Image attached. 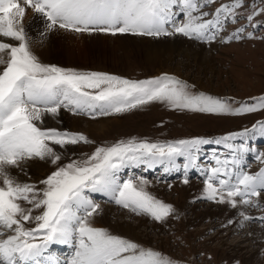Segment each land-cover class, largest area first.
<instances>
[{"label":"snow or ice","instance_id":"obj_1","mask_svg":"<svg viewBox=\"0 0 264 264\" xmlns=\"http://www.w3.org/2000/svg\"><path fill=\"white\" fill-rule=\"evenodd\" d=\"M210 3L212 0H0V38L16 42L0 39V264H59L50 255L45 260L53 245L73 249L65 264H178L158 251L93 226L92 218L100 214V205L86 192L103 194L136 215L163 222L174 211L173 206L147 190L148 180H121L119 173L143 165L148 169L161 166L170 174L180 171L177 158L183 157V183H187L188 170L198 167L201 146L213 141L200 137L168 142L121 139L96 147L86 158L58 166L40 181L43 187L38 188L20 182L9 168L36 159L57 165L62 156L56 146L66 149L69 145L92 143L81 132L42 127L47 115L56 116L63 108L95 119L153 103L171 110L212 115L239 116L264 110V95L233 107L228 98L196 91L172 74L132 80L41 63L31 50L22 23L26 10L32 9L46 20L47 32L159 37L173 34L168 31L171 25L176 34L210 42L227 20L235 22L244 0L222 4L212 19H204L208 13L201 9ZM176 6L185 18L183 23H176ZM262 13L264 8L253 9L247 19L251 21ZM241 32L243 27L224 42L239 40ZM248 36L251 38L252 33ZM250 132L264 136V121L214 141L231 150V159L214 157L215 166L204 173L200 199L232 208L261 206L252 198H259L264 191V168L255 174L242 168L244 155L256 149L246 140L237 145L229 143ZM36 212L39 214L34 215ZM240 215L244 221L264 220L243 212ZM32 222L34 227H26Z\"/></svg>","mask_w":264,"mask_h":264},{"label":"rangeland","instance_id":"obj_2","mask_svg":"<svg viewBox=\"0 0 264 264\" xmlns=\"http://www.w3.org/2000/svg\"><path fill=\"white\" fill-rule=\"evenodd\" d=\"M229 3L231 0H212V3L203 7L201 11L210 14L207 11L209 10L208 7L215 10L220 5ZM261 8H264V0H244L243 6L237 9L238 15L235 22L231 19L227 20L223 24L220 34L210 42L190 39L182 34L174 33V30H168L173 33L171 35L159 37L140 36L131 33L115 36L105 33V35L82 33L83 36L60 32L54 40V51H56L54 54L58 56L41 58L33 49L31 50L44 64L79 71L106 72L132 80H142L163 74L161 72L156 73V69L162 66L164 62L169 67H178L181 72L179 75L173 72L164 73L175 75L186 81L189 85L194 86L196 91L215 97L228 98L233 107H238L242 101L252 102L251 98L264 95V13L253 16L251 21L247 19L253 9L259 10ZM174 13L175 16L180 13L178 6L174 7ZM181 19L180 23H183L185 18ZM241 27H243V32L239 33L241 36L239 40L233 38L224 42L225 38L231 36V33L236 32ZM249 32L252 33L251 38L248 36ZM128 35L134 36V39H130L134 43L131 45L132 49L123 51L118 46V38ZM58 37L62 40H58ZM174 37L191 41L190 48L185 46L183 49L175 50L168 60L161 57L160 59L151 58L147 54L156 40H168ZM10 41L7 38L5 40L8 43H11ZM62 110L63 108L60 109L61 113ZM66 111L72 114L69 110ZM76 116L90 118L87 115ZM117 116L120 118L121 124L104 132L87 134L84 130L87 124L83 120L80 121V126L77 129H71L69 126L70 129H66L67 131L81 132L92 143L69 145V150L66 152L57 150L62 156L61 161L57 165L47 161L48 170L37 179L31 177L29 173L28 175L23 173L27 179L30 177L26 183L35 184L38 188H42L43 185L40 184V181L55 171L58 166L73 159L86 158L98 146L110 145L130 137L146 139L150 142H168L200 137L213 141L207 145L208 149L214 148V145L217 144L214 143L215 140L230 133H239L245 129H251L258 121H264V110L239 116L212 115L171 110L163 104L153 103ZM103 117L106 116L96 118ZM59 123L63 124V121ZM244 140L256 151L244 155V159L247 161L244 162L242 168L243 171L255 174L264 168V155H262L264 154V136L253 135L250 132L247 137H237L229 143L237 145ZM216 146L217 148H214L216 150L212 153L213 156H218L221 151L223 153L221 160L231 159V150L225 144ZM256 156H261V159H256ZM178 158L182 160L181 157ZM179 163L182 167L179 173H166L161 166L151 172H146V167L142 165L124 168L119 174L121 180L129 177H142L148 180L147 190L156 198L173 206L174 211L163 222H157L147 215H136L117 205L108 197L86 192L87 195L97 201L100 209L108 206L113 207V210L116 211V214L110 217L113 225L115 223L123 226L127 223L133 224L138 238L131 235L132 230L130 228L128 232H121L118 228L101 227L113 235L131 240L144 248L158 251L177 261L178 264H264V220H248L236 226V229L235 227L232 228L236 218L242 217L240 214L234 217L235 220L234 218L227 219L232 210L230 205L200 199L206 178L204 173L212 167V163H206L203 158L199 157L197 160L198 167L190 168L187 173V183H183L185 178L183 173L184 159ZM213 164L215 165V163ZM205 165H207L206 168H202ZM198 171L204 173L200 175L197 173ZM21 172L19 171V173ZM190 181L196 182L198 187L191 188ZM263 195L264 191L261 192L259 198H252L259 201L261 205L259 207L238 206L242 207L241 210L243 209L245 215L257 218L264 217V200L261 199ZM223 206L226 211L223 210L220 213L219 210ZM208 211L210 213L206 214ZM37 214L39 213H34V215ZM34 226V222L26 224V227ZM93 226L100 228L95 224ZM71 254H65L66 258H69ZM251 254L255 255V259L250 262ZM65 261L62 264H65Z\"/></svg>","mask_w":264,"mask_h":264},{"label":"bare ground","instance_id":"obj_3","mask_svg":"<svg viewBox=\"0 0 264 264\" xmlns=\"http://www.w3.org/2000/svg\"><path fill=\"white\" fill-rule=\"evenodd\" d=\"M23 26L26 32V35L29 38L30 41V47L31 49H33L35 51V53L37 55H39L41 58L42 57H46V58H51V57H55L58 56L57 54H54L56 51L54 48V40L57 38L58 33H69L70 35L76 34V35H83L82 33H75L72 31H66V30H56L53 32H47L46 31V20L38 13H34L32 9H27L25 12V16L23 18ZM171 25L168 26V29H171ZM72 34V35H73ZM87 35H90L88 33H85ZM96 34H100V35H105L104 33H96ZM92 35V34H91ZM66 36V35H65ZM84 36V35H83ZM150 38V37H147ZM0 39H4V38H0ZM130 39H134V36H123L118 38V46L123 50V51H127L132 49L131 45L132 43H134V41L131 42ZM6 40V38L4 39V41ZM58 40H62L59 39ZM11 43H16L15 41H10ZM192 44L191 41L179 38V37H174L172 39H168V40H156L155 43L152 45V48L150 49V51H148V55L151 56V58L155 57L160 59V57L164 60H168L170 58V56H172L173 52L175 50H180L183 49V47L186 46V48H190L189 46ZM43 55V56H41ZM169 63V62H168ZM166 63H162V66L158 67L156 69V73H176V74H180V70L178 67H169L168 65H165ZM166 66V67H165ZM180 67V66H179ZM63 112L61 113L59 110V114L56 116H51V115H47L44 119L43 124L41 125L42 127L45 128H56L59 129L61 131H64L66 129H77L80 126V121L83 120L86 122L87 127L84 129L85 132H87V134L90 133H99V132H104L105 130H108L109 128H112L114 126H118L121 124V120L117 115H112V116H106L103 118H96L94 120L90 119V118H85L82 116H76V115H72L69 114L68 111L66 110H62ZM63 121V124H60L59 122ZM70 126V127H69ZM69 127V128H68ZM215 143V142H214ZM217 145V144H216ZM214 145V148H217V146ZM74 146H72L73 148ZM56 150L61 151V152H66L67 150H69V146L66 149H61L59 146H56ZM75 148V147H74ZM214 148H209L208 149V145H202L201 146V150L199 151L198 158H203L204 162L206 161V163L211 162L212 166H215L213 163H215V160L212 155V153L216 150ZM71 149V147H70ZM220 151V149H219ZM218 151V152H219ZM227 152V151H226ZM225 152V153H226ZM211 153V154H210ZM224 153V154H225ZM229 154V152H227ZM223 153H218V157L220 159H222ZM182 160H180L179 158H177V163L180 165L179 161H183V157H181ZM247 159H244V162H246ZM243 162V164H244ZM207 165H205L202 168H206ZM134 166H132L133 168ZM264 167V166H263ZM182 168V167H180ZM22 169V170H21ZM48 170V162L47 161H41V160H29V161H24L22 164H20V166L15 167V168H9V172L16 177L20 182H26L29 179H27L26 175H29L31 177H35V179H37L39 176H41L43 173H45ZM154 170V168H153ZM195 170V169H192ZM19 171H22L21 173H19ZM152 171V170H151ZM150 170H148V168H146V172H151ZM189 171V170H188ZM23 173H25L26 175H24ZM121 173V172H120ZM119 173V174H120ZM172 173H179V171H174ZM184 173V171H183ZM200 175L203 173L202 171L197 172ZM122 176V175H121ZM35 179H32L35 181ZM191 188H197L198 185L196 184V182H191ZM94 195H100L102 197H107L103 194L100 193H92ZM92 198V197H91ZM109 198V197H108ZM93 199V198H92ZM262 200H264V195L263 197H261ZM95 203H97V201H95V199H93ZM221 207V206H220ZM242 208V207H241ZM240 206H238L237 208H232V210L229 212V215L227 216V219H232L234 218L237 214H240L241 212H243L241 210ZM226 211V209L221 208L219 210V212L221 213V211ZM245 210V209H244ZM116 211L113 210V207L111 208L110 206H108L107 208H101L100 209V214L96 215L92 218V223L100 226V228H102L103 226H109V228H113V229H120L121 232H128V229L130 228L132 230V234L133 236H136L138 238V235L135 233L134 229L135 226H132L130 224H125V226H123L122 224L119 223H115L113 225V223L110 221V217L111 215H115ZM210 212H206V214H209ZM213 214V213H212ZM229 217V218H228ZM235 220V218H234ZM244 222L243 218H236V222L233 225L232 228L236 226H239L240 224H242ZM238 223V224H236ZM102 226V227H101ZM155 226V225H154ZM137 228V227H136ZM255 229V228H254ZM129 230V231H131ZM247 233V232H246ZM242 238V237H241ZM248 238V237H247ZM251 238V237H250ZM250 240V239H249ZM252 241V240H251ZM66 250L64 253L63 251ZM73 249H71L69 246L67 245H53L51 246V248L49 249V253L46 254L45 256V260L47 259V257L50 255L52 257H54L57 261H59V264H62L65 260H67L68 258H66L65 254L67 253H72ZM255 259V255L251 254V256L249 257V260L251 262V260ZM247 262V260H246Z\"/></svg>","mask_w":264,"mask_h":264}]
</instances>
